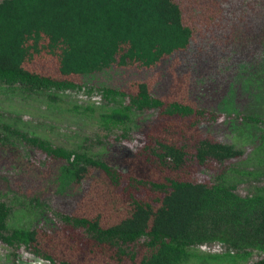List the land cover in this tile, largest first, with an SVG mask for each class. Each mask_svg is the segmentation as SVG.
<instances>
[{
  "label": "trees",
  "instance_id": "trees-1",
  "mask_svg": "<svg viewBox=\"0 0 264 264\" xmlns=\"http://www.w3.org/2000/svg\"><path fill=\"white\" fill-rule=\"evenodd\" d=\"M189 56L207 70L236 64L248 92L263 91L264 0H0L4 99L65 103L118 137L137 112L155 111L152 130L117 166L104 151L54 143L2 109L0 162L14 175L0 173L8 249L0 264H18L22 249L50 264H264V101L253 112L239 101L221 113L200 104L194 70L180 68ZM159 66L169 76L161 92V67L102 84L97 104L60 92L104 69ZM47 196L72 200L54 224L33 213Z\"/></svg>",
  "mask_w": 264,
  "mask_h": 264
},
{
  "label": "rangeland",
  "instance_id": "rangeland-1",
  "mask_svg": "<svg viewBox=\"0 0 264 264\" xmlns=\"http://www.w3.org/2000/svg\"><path fill=\"white\" fill-rule=\"evenodd\" d=\"M211 66H213V68L210 67V70H207L208 64L204 65L201 62L199 63L195 61V59L192 60L190 59V56L186 60L183 59L180 68L190 69L191 71L192 69L194 70V75H192L195 82V87L193 86L192 88L193 97L197 99L200 104L219 111L220 113L223 109L231 110L232 108L230 107H233L236 101H239L240 104L247 107L249 112L256 111L254 108L255 100L264 101V90L260 91L258 94L249 93L245 81H243L242 73L238 72L236 64H229L225 68L222 67L220 71L217 70L218 67L216 65L212 64ZM160 67L164 71V76L155 85L154 89L155 91L161 92L165 89L166 83L169 79L164 66L153 68L152 71L139 69H119L114 71L113 69L108 68L85 76V78H83V81L85 82L83 88L67 89L60 92H63L62 96L69 100L79 98L82 99V102H94L97 104L101 103V94L98 92V89L102 84L121 83L132 77L140 78L150 74L153 75L155 71L160 69ZM249 88H251V86H249ZM7 99L9 98L7 97ZM43 99L44 97L41 96L40 98H29V101H23L20 97L13 96L10 100H6L3 96H0V111H4L2 109L10 108L14 110L15 113H20V124L22 122L26 128L45 136L54 143L62 144L68 148H74L76 142L80 143L82 147H89L93 152L104 151L103 156L117 166L120 164L121 157L129 154L131 150H133L144 129L146 132L152 130L151 127L153 125H149V123L155 120V111L153 110L137 112V115L133 118V123H129V126L127 127V136L118 137L116 130L105 131L103 128L99 127L94 116H90L89 114L81 115L74 113L73 111H68L67 108L70 105L65 103L58 107H46L43 104ZM223 103L225 104L223 105ZM219 117L218 121L227 116L220 115ZM161 128V131L166 130L170 132L172 136H178V134H174L170 128ZM153 130L158 131L157 129ZM221 133L218 132L217 134L218 137L222 139H228L230 136L229 133ZM115 138H117L116 141H114ZM98 141H100V143ZM1 148L3 147H0V155H5L6 150ZM0 160L4 159L0 158ZM11 166L12 165L9 164L7 160L1 161L0 173H10L11 175H14L13 170L7 171ZM18 176H20V174H18ZM199 177H207V174L200 172ZM120 184L123 188L128 187L125 183ZM14 187L15 186L12 184L9 189L12 190ZM248 187L249 185H245L238 188L241 193H244L247 191ZM0 189H3L1 184ZM12 193L13 192L9 194V196L11 195L9 197L10 199H13ZM47 199L48 205L43 206L42 211L34 210L33 213L41 214L42 216L39 219L44 217L53 220V224L59 216L60 208L67 204L68 208L72 207L70 205L72 200L69 198L68 202L67 197L47 196ZM201 248H203L202 250L204 251H209L206 250L207 246H201ZM7 250L8 249L4 248V245L0 243V262L4 261V253ZM210 251L217 252L219 251V248L217 245H214L213 248H210ZM19 252L20 253L17 257L18 264H50L48 261L35 257L24 249L19 250Z\"/></svg>",
  "mask_w": 264,
  "mask_h": 264
}]
</instances>
